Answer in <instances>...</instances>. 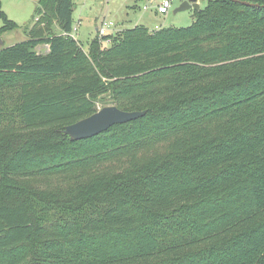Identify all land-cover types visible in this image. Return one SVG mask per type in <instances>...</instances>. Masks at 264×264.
<instances>
[{"label": "trees", "instance_id": "1", "mask_svg": "<svg viewBox=\"0 0 264 264\" xmlns=\"http://www.w3.org/2000/svg\"><path fill=\"white\" fill-rule=\"evenodd\" d=\"M206 1L84 47L39 0L0 49V264H264V0ZM107 106L146 115L64 133Z\"/></svg>", "mask_w": 264, "mask_h": 264}, {"label": "rangeland", "instance_id": "2", "mask_svg": "<svg viewBox=\"0 0 264 264\" xmlns=\"http://www.w3.org/2000/svg\"><path fill=\"white\" fill-rule=\"evenodd\" d=\"M39 0H0L2 10L8 18L18 25L13 31H8L0 38L3 42L1 48H7L23 41L30 36L31 29L38 20ZM185 0H172V6L167 14H161L157 11V6L163 0H73L74 11L73 21L77 32L73 31V36L84 47L98 36V30L102 25H109L108 34L118 33L128 28L136 26H145L150 30L162 28H187L195 20V10L176 12V9ZM201 9L207 5L206 0H200ZM155 8V9H154ZM156 10V13H155ZM54 30L59 32L56 22H53ZM4 22L0 20V28ZM108 42L104 46H108ZM46 46L38 47L39 52H46ZM101 108V104H99Z\"/></svg>", "mask_w": 264, "mask_h": 264}, {"label": "water", "instance_id": "3", "mask_svg": "<svg viewBox=\"0 0 264 264\" xmlns=\"http://www.w3.org/2000/svg\"><path fill=\"white\" fill-rule=\"evenodd\" d=\"M233 2H239L247 6H256V4H250L248 2H243L239 0H231ZM189 9H194L195 11H201V6L198 0H185L176 12L186 11ZM3 42L0 38V46ZM146 115L143 111H133L127 112L119 109L116 106H107L100 109L93 115L78 121L75 124L69 125L65 128L64 133L68 135L71 140H84L97 136L116 124H124L134 120H137Z\"/></svg>", "mask_w": 264, "mask_h": 264}, {"label": "built area", "instance_id": "4", "mask_svg": "<svg viewBox=\"0 0 264 264\" xmlns=\"http://www.w3.org/2000/svg\"><path fill=\"white\" fill-rule=\"evenodd\" d=\"M171 6H172V0H163V2L157 6V11L161 14H167ZM106 24L107 23L104 22L102 27L98 30L100 37H104L105 35H107V32L109 30V25H112L111 23H109V25ZM73 31L77 32V28H75ZM63 36L73 37V33H63Z\"/></svg>", "mask_w": 264, "mask_h": 264}, {"label": "crops", "instance_id": "5", "mask_svg": "<svg viewBox=\"0 0 264 264\" xmlns=\"http://www.w3.org/2000/svg\"><path fill=\"white\" fill-rule=\"evenodd\" d=\"M200 0H198V2H199ZM199 4H200V2H199ZM155 9V8H154ZM155 13H156V10H155ZM157 14V13H156ZM156 28V30H157V27H155ZM46 48H48L47 46H46ZM0 49H1V47H0ZM47 51H48V49H47ZM46 51V52H47Z\"/></svg>", "mask_w": 264, "mask_h": 264}]
</instances>
